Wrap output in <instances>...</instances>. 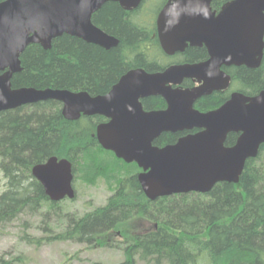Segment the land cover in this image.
<instances>
[{"label": "trees", "instance_id": "trees-1", "mask_svg": "<svg viewBox=\"0 0 264 264\" xmlns=\"http://www.w3.org/2000/svg\"><path fill=\"white\" fill-rule=\"evenodd\" d=\"M167 1L145 0L131 10L106 2L94 21L119 39L117 46L106 50L66 33L55 38L49 49L30 44L21 55L22 70L14 74L12 86L84 90L96 96L107 93L135 65L149 72L164 69L162 62L147 63L138 45L147 37L145 30H155L157 12ZM230 1L212 0V7L219 11ZM154 50L156 56L161 52ZM188 54L197 59L204 51L191 48ZM228 71L233 89L246 95L264 90V57L257 68L240 66ZM224 96L216 91L204 95L197 107L212 109ZM142 102L145 110L166 107L160 95ZM104 120L99 115L67 120L61 102L54 100L0 113V172L6 179L0 194V227L46 208V215L55 216L47 223L51 233L25 234L27 243L40 246L73 240L92 245L104 234L120 228L129 231L130 222L145 218L157 227L126 234L124 241L115 243L125 255L119 264H264V144L258 156L246 162L236 182L217 183L208 193L150 200L138 181V165L126 163L99 144L96 127ZM185 134L163 132L154 143L174 144ZM236 138L237 134H229L226 144H234ZM51 156L67 158L75 176L90 184L102 179L114 192L105 204L83 214L58 210V203L50 201L32 175V167ZM20 261L0 259V264Z\"/></svg>", "mask_w": 264, "mask_h": 264}, {"label": "water", "instance_id": "water-1", "mask_svg": "<svg viewBox=\"0 0 264 264\" xmlns=\"http://www.w3.org/2000/svg\"><path fill=\"white\" fill-rule=\"evenodd\" d=\"M107 1L127 8L142 0H0V113L39 101L63 103V116L70 120L82 114L103 115L97 125L103 148L127 163L136 162L141 187L150 200L162 196L207 193L219 182H236L246 161L257 157L264 144V90L254 96L242 92L217 109L201 112L195 101L212 90L224 89L229 76L222 66L256 68L264 50V0H233L219 14L211 0H176L165 5L158 17L161 43L167 53L185 46L188 40L204 42L211 58L198 65H181L149 73L139 68L125 74L106 94L34 87L12 88V77L22 70L21 55L30 44L52 47L63 34L116 46L118 39L92 22V15ZM202 84L193 90L172 87L184 78ZM162 96L165 109L146 111L141 98ZM198 128L176 143L159 147L154 141L163 132ZM230 132L240 133L233 146L225 142ZM52 201L76 196L73 164L51 156L32 168Z\"/></svg>", "mask_w": 264, "mask_h": 264}, {"label": "rangeland", "instance_id": "rangeland-1", "mask_svg": "<svg viewBox=\"0 0 264 264\" xmlns=\"http://www.w3.org/2000/svg\"><path fill=\"white\" fill-rule=\"evenodd\" d=\"M74 185L77 190L76 198L62 200L58 203V210L83 214L96 206L105 204L114 192V189H110L102 179L95 184H90L76 176ZM5 188L6 179L0 172V194ZM53 217H55L53 213L46 215V208H44L36 214L26 213L2 225L0 227V259L6 261L21 259L20 262L13 264H119L124 260L123 251L115 246V243L120 240L118 233L121 228L104 234L102 240L99 238V241L92 245L73 240L53 241L40 246L27 243L25 234L35 237L50 234L47 223H51ZM134 220L126 227L129 231L122 230L124 238L127 237L126 234L131 235L140 227H150L142 218Z\"/></svg>", "mask_w": 264, "mask_h": 264}, {"label": "flooded vegetation", "instance_id": "flooded-vegetation-1", "mask_svg": "<svg viewBox=\"0 0 264 264\" xmlns=\"http://www.w3.org/2000/svg\"><path fill=\"white\" fill-rule=\"evenodd\" d=\"M145 1V0H144ZM144 1L142 2V4L144 3ZM107 2H109V1H107ZM113 2H116V3H118L119 4V6L121 7V8H124L119 2H117V1H113ZM141 4V5H142ZM165 4H166V2H165ZM164 4V5H165ZM140 5V6H141ZM164 5H162V7L164 6ZM103 7V6H102ZM101 7V8H102ZM162 7H160V9L158 10V12H157V15H156V18H155V30L154 31H147V30H145L146 31V34H147V37L145 38V39H143V40H141L140 42H139V45H138V49H141L139 52H141L143 55H144V58H145V60H146V62L148 63V62H153V63H156V64H158V63H160V62H162L163 63V65L164 66H166L164 69H162L161 71H164V70H166V69H168V68H171V67H175V66H181V65H187V64H189V65H194V64H200V63H203V62H206V61H208L209 59H210V53H209V49L207 48V46H206V44L205 43H201L200 45L199 44H196L195 42H192V41H187V42H185V46L183 47V48H181V49H176V50H174L172 53H167L163 48H162V46H161V43H160V39H159V34H158V30H157V22H156V20H157V17H158V14H159V12H160V10L162 9ZM100 8V9H101ZM98 11V10H97ZM96 11V12H97ZM95 12V13H96ZM95 13L93 14V16H92V21H93V23L96 25V26H98L99 28H101V30H103L107 35H110V36H114L115 38H117L114 34H112V33H110V32H108L107 30H105L100 24H97V23H95V21H94V16H95ZM118 39V38H117ZM89 43H93V44H96V45H99V46H101V47H103L104 49H106V50H110V49H112L113 47H115V46H112V47H110V48H106V47H104V46H102V45H100V44H98V43H94V42H89ZM118 44H119V39H118ZM117 44V45H118ZM116 45V46H117ZM191 48H198V49H201V50H203L204 51V54H203V57H200V58H197V59H194V58H192L189 54H188V51H190V49ZM154 49H160L161 50V52H160V54L158 55V56H156L157 54H156V51L154 50ZM264 51V50H263ZM263 57H264V55H263ZM242 66H245V65H242ZM237 67H240V66H238V65H232V66H222L221 67V69H223V70H225V71H227L228 73H229V71L228 70H230V71H233L235 68H237ZM247 67V66H246ZM257 67V66H256ZM137 68H141V69H144L145 71H147V69L144 67V66H140V65H135L134 67H132L131 69H137ZM248 68H251V67H248ZM130 69V70H131ZM158 71H160V70H158ZM157 71V72H158ZM127 72V71H126ZM125 72V73H126ZM147 72H149V71H147ZM153 72H155V71H153ZM124 73V74H125ZM123 74V75H124ZM230 74V73H229ZM122 75V76H123ZM121 76V77H122ZM120 77V78H121ZM119 81V80H118ZM117 81V82H118ZM201 83H202V80H199V79H197V78H193V77H190V78H184V80L181 82V83H179V84H176V83H171L170 85L172 86V87H175V88H182V89H185V90H193L194 88H196L197 86H199V85H201ZM222 92V93H225V96L223 97L224 98V101H222V103H220V105L219 106H216V107H213L212 109L210 108V109H208L207 111H210V110H214V109H216V108H219L221 105H223L227 100H229V98L231 97V95H232V93H234L235 91H238V90H235V89H233V85L232 84H230L227 88H224V89H218V90H213V91H211L210 93H212V92ZM207 94H209V93H207ZM207 94H204V95H207ZM203 95V96H204ZM153 96V95H152ZM203 96H201V97H203ZM149 97V96H148ZM200 97V98H201ZM147 98V97H146ZM146 98H143V99H146ZM200 98H198L196 101H195V103H194V107H196V108H198L197 107V101L200 99ZM142 99V100H143ZM199 109V108H198ZM153 110V109H152ZM199 110H201V109H199ZM201 111H203V112H207V111H204V110H201ZM196 131H199V129H192V130H187V131H184V132H186V134L187 133H194V132H196ZM231 133H234V134H237V137H238V133H235V132H230L229 134H231ZM236 140H237V138H236ZM235 140V141H236ZM144 221L147 223V225H150V227H148V226H145V227H140L139 228V231H147L148 229H150L151 227H153V225H154V227L156 228L157 226H156V224L154 223H152L150 220H147V219H145L144 218ZM139 231H137V232H139ZM123 234V232H122V229L121 230H119V233H118V236H119V239H120V241H124L126 238H124V235H122ZM122 235V236H121ZM121 236V237H120Z\"/></svg>", "mask_w": 264, "mask_h": 264}]
</instances>
